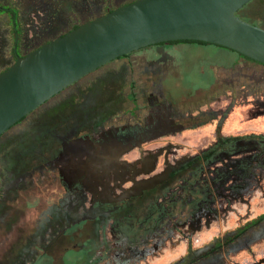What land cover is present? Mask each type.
<instances>
[{
    "label": "rangeland",
    "instance_id": "374dc122",
    "mask_svg": "<svg viewBox=\"0 0 264 264\" xmlns=\"http://www.w3.org/2000/svg\"><path fill=\"white\" fill-rule=\"evenodd\" d=\"M131 1L0 0V70L13 63L15 53L22 56L101 15L105 7L115 9ZM242 9L243 21L264 27V0H252ZM76 84L0 136V264H177L214 242L219 247L234 228L264 214L263 179L246 200L236 201L231 212L202 217L200 226L182 224L185 216L161 218L147 210L149 204L144 201L132 216H117L102 229L98 221L89 220L92 214H85L89 202L68 215L65 204L70 201L61 199L62 190L44 148L50 145L56 150L55 134L79 120L75 113L83 114L72 109L56 114V104L69 99L77 86L82 88L78 99L84 102L96 103L103 95L117 98L114 105H105L110 115L116 111L119 116L108 119L107 125L142 124L157 97L158 102L176 107L185 129L140 145L146 156L158 152L146 178L138 175L141 183L146 182L161 171L165 153L159 151L164 148L172 152L167 156L170 163L204 150L216 134L237 138L264 134L262 65L213 45L152 46L113 60ZM131 108L137 110L135 119L128 115ZM126 156V161L133 160L137 154ZM124 188L131 187L125 184ZM114 193L120 198L117 187ZM190 218L195 223L196 217ZM263 259L264 220L231 248H220L204 262L257 264Z\"/></svg>",
    "mask_w": 264,
    "mask_h": 264
},
{
    "label": "flooded vegetation",
    "instance_id": "af4514ba",
    "mask_svg": "<svg viewBox=\"0 0 264 264\" xmlns=\"http://www.w3.org/2000/svg\"><path fill=\"white\" fill-rule=\"evenodd\" d=\"M98 79L101 81L102 78ZM81 91V86L75 87L69 99L56 104V114L71 109L83 114L75 113L79 120L75 119L71 128L63 130V133L55 134L56 150L50 145L44 147L48 165L56 174V181L62 190L61 199L70 201L65 204L67 209L69 207L68 215H74L77 208L85 207V202H89L88 208H84L86 216L92 214L89 220L98 221L104 229V225L117 216H132L145 201L149 204L146 209L161 218L185 216L180 220L182 224L187 222V225L200 226L202 217L231 212L236 201L246 200L253 186H258L264 179V134H251L246 138L216 134L215 140L204 150L174 162L169 163L167 159L172 153L169 148L159 151L160 154L165 153L161 157V171L152 175L151 180L143 182L152 183L151 186L142 189L138 195L117 199L115 187L120 194L133 191L134 185L142 182L138 175L146 178L147 171L156 164L158 152L146 156L140 145L184 130L182 121L185 120H182L176 107L158 102V98L153 97L142 124L107 125L108 119L119 118L116 111L110 115L105 106L114 105L117 98L109 99L103 95L101 100H95L96 103L84 102L78 99ZM128 115L135 119L137 110L131 108ZM133 151L137 154L136 158L127 162L126 155ZM46 166L45 169L48 168ZM125 181L130 182L127 184ZM122 184L131 188L122 189ZM171 196L175 197L170 199ZM190 217H196L195 223L194 220H187ZM260 223L253 225L251 221L238 226L231 235L224 237L219 247L214 242L196 257L182 258L177 264H205L204 261L220 248H231L232 243L243 239L247 231L255 229ZM237 233L240 235L236 236ZM122 241L126 243L124 238ZM137 241L140 243L141 239Z\"/></svg>",
    "mask_w": 264,
    "mask_h": 264
},
{
    "label": "water",
    "instance_id": "95a60500",
    "mask_svg": "<svg viewBox=\"0 0 264 264\" xmlns=\"http://www.w3.org/2000/svg\"><path fill=\"white\" fill-rule=\"evenodd\" d=\"M251 1L134 0L17 56L0 72V136L98 68L154 45L202 42L264 66V30L236 15ZM151 184H136L120 198Z\"/></svg>",
    "mask_w": 264,
    "mask_h": 264
},
{
    "label": "trees",
    "instance_id": "16d2710c",
    "mask_svg": "<svg viewBox=\"0 0 264 264\" xmlns=\"http://www.w3.org/2000/svg\"><path fill=\"white\" fill-rule=\"evenodd\" d=\"M132 1H134V0H132ZM132 1H131V2H132ZM131 2H127V3H125V4H122L121 6L127 5V4H129V3H131ZM121 6H119V7H121ZM111 10H113V9H109V8L105 7V8H104V11H103L102 14L108 13V12H110ZM12 11H13V10H12ZM242 11H243V9L240 10V11H238L236 15H237L240 19L243 20ZM7 12L9 13V11H7ZM102 14H101V15H102ZM9 15H10V18H11V25H12V23H13V19L15 18V13H14V11H13L12 13H10ZM89 20H91V19H89ZM244 21H248V22L251 23V24H257L258 26L260 25L258 22H254V21H250V20H244ZM77 26H78V25H74V26H72V27L69 29V31L75 29ZM260 27L264 29L263 26H260ZM12 32H13V37L16 36V35L14 34V29H13V27H12ZM61 35H62V34H61ZM61 35H59V36H61ZM177 44H196V45H202V46L208 45V44H205V43H202V42L181 41V42L163 43V44H158V45H154V46H162V45H177ZM154 46H153V47H154ZM151 47H152V46H151ZM216 47H217V46H216ZM219 48H220V47H219ZM222 49H223V48H222ZM228 51H229V50H228ZM238 56H239V55H238ZM239 57H241V56H239ZM241 58H243L244 60L250 61V60H248V59H246V58H244V57H241ZM14 59H15V55H14ZM13 62H14V61H13ZM250 62H253V61H250ZM253 63H255V62H253ZM7 67H8V66H7ZM7 67L1 69L0 72L4 71ZM263 67H264V66H263ZM24 119H25V117L22 118L19 122H21V121L24 120ZM19 122H17V123H19ZM15 125H16V124H15ZM13 126H14V125H13ZM262 220H264V214H263V215H260L258 218H256L254 221H252V224L255 225V224L259 223V222L262 221ZM239 235H240V233H237V234H236V236H239Z\"/></svg>",
    "mask_w": 264,
    "mask_h": 264
}]
</instances>
